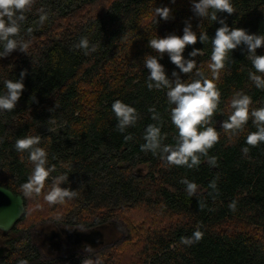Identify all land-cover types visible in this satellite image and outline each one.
<instances>
[{"label": "trees", "instance_id": "obj_1", "mask_svg": "<svg viewBox=\"0 0 264 264\" xmlns=\"http://www.w3.org/2000/svg\"><path fill=\"white\" fill-rule=\"evenodd\" d=\"M231 4L232 14L209 12L216 11L230 28L264 35V0ZM161 7L172 10L168 21L156 16ZM23 15L15 39L28 45L26 52L17 49L0 58V94L7 91L5 81L27 71L16 107L0 110V185L25 198L26 215L8 237L0 232V247L10 249L0 264H264V142L246 143L258 130L251 111L264 108V89L250 73L264 74L254 69L247 48L230 51L213 80L212 39L221 24L195 16L192 0H32ZM186 21L208 40L186 47L185 60L196 65L190 73L167 54L160 59L169 83L207 78L220 93L216 111L203 125L215 128L219 140L197 153L199 163L191 168L170 163L162 151L179 140L171 120L175 105L168 102L169 89L156 88L144 66L148 55L160 57L149 40L182 36ZM84 38L87 50L78 47ZM193 49L200 50L195 57ZM257 55L264 56V47ZM238 93L251 98L249 120L241 129L226 130ZM116 101L136 110L135 124L123 132L112 110ZM149 125L161 130L155 153L142 149ZM28 136L40 138L37 146L55 168L39 193L23 187L34 165L28 150L15 147ZM141 166L147 167L142 175ZM61 175L66 179L60 186L74 195L50 204L44 196ZM185 181L196 184L193 193ZM111 223L121 227V239L91 255L48 257L36 242L42 225L84 229ZM197 231L199 240L182 243Z\"/></svg>", "mask_w": 264, "mask_h": 264}, {"label": "clouds", "instance_id": "obj_2", "mask_svg": "<svg viewBox=\"0 0 264 264\" xmlns=\"http://www.w3.org/2000/svg\"><path fill=\"white\" fill-rule=\"evenodd\" d=\"M32 0H0V42L3 43V52H0V58L6 54L19 49L26 52L27 44H18L15 39L20 31V21L25 19L23 11L30 7ZM174 3L175 0H172ZM233 13L231 0H192V12L197 17H209L213 21L221 24L216 30L215 37L212 39L213 51L211 55L210 67L213 73V80L219 78V70L223 69L225 59L230 51L243 45L247 48L248 59L251 61L256 72L264 74V56L257 55V49L264 47V35L250 34L247 30L240 28H230L224 20H218L216 11ZM157 17L168 21L172 15L169 7L155 9ZM47 17L42 15L40 22L43 23ZM183 29V35H168L150 39L148 47L160 54L159 59L156 56L148 55L144 60V66L150 70L149 80L155 82L156 88L167 87L168 102L174 104L171 120L179 130V140L177 146L172 149L167 146L162 148L163 152L168 153L167 160L176 165H187L189 168L198 165L199 157L197 153H206L219 140V135L213 127H203L217 109L220 93L213 80L207 78L195 80L189 83L181 82L179 79L171 86L166 76L165 68L160 63V59L165 54L170 61L175 64L183 73H190L195 68L194 60H185L184 52L187 46L197 44V41L204 43L208 40L206 33L201 32L199 36L192 30V24L186 21ZM78 47L88 49L89 41L84 38L80 41ZM95 51V46L91 48ZM200 53L199 49H193L190 53L192 57ZM87 54V52H86ZM200 73L198 72L197 75ZM27 71L20 73V78L16 80H7L4 82L6 93L0 94V110H13L17 102L21 99L24 92V78ZM251 79L255 82L257 88L264 89V75L250 73ZM151 89L152 83L148 84ZM252 103L248 95L237 94L232 100L231 107L234 110L223 124L226 130H238L249 120V105ZM112 110L118 120V128L121 132L126 127L132 126L137 120L136 110L116 101L112 105ZM253 123L257 126V131L249 134L246 143L248 145H257L264 142V108L251 111ZM153 119H157L154 115ZM146 143L142 149L151 150L155 153L161 149V130L159 127L149 125L145 133ZM40 144L39 137L28 136L16 141L17 151L28 150V158L33 163L34 168L28 182L23 186L29 192L39 193L44 187L45 181L50 173L55 171L54 167L48 166V157L46 151L37 146ZM244 152L248 149L244 148ZM191 161V163H189ZM215 163L213 159L211 161ZM66 177L61 175L53 178L50 190L44 196V199L50 203H63L66 197H71L74 193L68 188H62L60 185ZM187 184L189 194L196 189L195 183ZM201 233H193L192 238H182V243L191 244L194 240H199Z\"/></svg>", "mask_w": 264, "mask_h": 264}, {"label": "water", "instance_id": "obj_3", "mask_svg": "<svg viewBox=\"0 0 264 264\" xmlns=\"http://www.w3.org/2000/svg\"><path fill=\"white\" fill-rule=\"evenodd\" d=\"M146 166H141L138 169ZM26 215L25 198L14 193L7 187L0 185V232L8 237ZM46 233L42 238L41 233ZM37 244L48 257H59L63 254L84 252L91 255L100 249L111 245L121 239L122 229L119 225L111 223L91 229L82 230L78 227L58 228L52 224L37 228ZM10 251L8 247H0V261L6 258Z\"/></svg>", "mask_w": 264, "mask_h": 264}, {"label": "flooded vegetation", "instance_id": "obj_4", "mask_svg": "<svg viewBox=\"0 0 264 264\" xmlns=\"http://www.w3.org/2000/svg\"><path fill=\"white\" fill-rule=\"evenodd\" d=\"M59 228V227H58ZM60 228H71V227H60ZM82 229V228H81ZM86 229H91V228H84V229H82V230H86ZM41 236H42V238L44 237V236H46V233H44V232H42L41 233ZM36 239H38V233H37V237H36ZM75 253H83V254H85L84 252H75ZM75 253H69V254H75ZM69 254H63V255H69Z\"/></svg>", "mask_w": 264, "mask_h": 264}, {"label": "rangeland", "instance_id": "obj_5", "mask_svg": "<svg viewBox=\"0 0 264 264\" xmlns=\"http://www.w3.org/2000/svg\"><path fill=\"white\" fill-rule=\"evenodd\" d=\"M146 171H147L146 168L142 167L139 172L145 174ZM32 213H39V211H34V212L32 211ZM36 221L40 222V220H36Z\"/></svg>", "mask_w": 264, "mask_h": 264}]
</instances>
